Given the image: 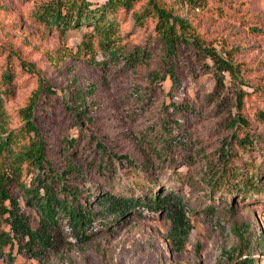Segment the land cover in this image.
<instances>
[{
  "label": "rangeland",
  "instance_id": "rangeland-1",
  "mask_svg": "<svg viewBox=\"0 0 264 264\" xmlns=\"http://www.w3.org/2000/svg\"><path fill=\"white\" fill-rule=\"evenodd\" d=\"M44 1L0 0V47L11 42L56 90L39 117L49 137L54 167L61 169L66 161L62 154L66 136L77 135L65 105L73 104L74 95L81 93L94 125L79 139L73 161L84 168L85 181L94 192V210L96 198L107 193L133 198L169 191L173 195L163 211L127 212L112 225L110 216L98 219L94 235L85 245L58 248L44 263L16 255L13 261L1 258L0 264H217L222 253L238 243L234 225L249 227L251 256L255 264H264V246L254 244L260 231L264 234V119L260 116L264 113V0H197L192 6L176 9L209 46L240 65V87L245 91L240 113L248 121L244 130L253 146L241 149L231 144L232 163L243 167L248 177H259L263 189L260 193L250 188L244 195L224 189L213 194L202 180L209 175L210 166H218L222 142L229 136L227 117L236 112L228 76L223 87L218 86L210 69L187 61L178 66V82H172L168 77L163 80L156 56L134 68L118 62L108 71L101 67L104 56L98 48L81 59L67 56L76 51L83 31L91 28L70 31L65 40L55 32H46L32 17L33 9ZM88 1L100 4L105 0ZM144 1L136 3L134 10ZM131 13L123 11L116 16L121 43L150 44L153 21L147 18L137 26ZM2 60L0 53V65ZM205 63L211 65L208 60ZM13 71L14 80L4 95L11 128L18 126L16 110L35 87V79L18 69L16 59ZM174 94L193 111L179 113L167 108ZM174 119L181 120L173 128L175 133H186L187 144L181 153L184 160L168 167L151 157L154 165L150 172L91 170L99 154L89 134L109 151L141 164L149 149L142 135L154 139ZM238 131L239 136L244 135L242 129ZM79 183L85 187L84 182ZM80 201L86 200L81 197Z\"/></svg>",
  "mask_w": 264,
  "mask_h": 264
},
{
  "label": "trees",
  "instance_id": "trees-1",
  "mask_svg": "<svg viewBox=\"0 0 264 264\" xmlns=\"http://www.w3.org/2000/svg\"><path fill=\"white\" fill-rule=\"evenodd\" d=\"M140 1L105 0L94 4L88 0H46L33 9L32 17L46 32H55L62 40L66 39L70 31L91 28L90 31H83L76 51L67 56L81 59L98 48L104 56L101 67L106 71L118 62L134 68L156 56L159 68L163 69V80L168 77L172 82H178V66L187 61L210 69L218 86L223 87V80L228 76L236 112L227 117L229 136L228 140L222 142L219 164L215 168L210 166L209 175L203 176L202 180L213 194L222 189L243 195L250 188L263 192L258 184L259 177H248L243 167L232 163L231 144L241 149L253 146L251 136L244 130L248 127V121L240 113L245 97V91L240 87L243 84L240 65L209 46L185 17L176 13V9L181 10L183 5L192 6L197 0H145L140 8L134 10V5ZM129 10H132L131 16L137 26H142L147 18L153 21L154 36L150 44L121 43L116 16L119 12ZM0 50L3 54L0 65V259L5 257L13 261L18 255L42 263L55 254L58 248L85 245L92 239L96 222L102 217H112V225L127 212H159L169 207L170 196L173 195L171 191L166 195L154 193L153 196L135 198L107 193L96 198L97 209L94 210L91 205L93 189L85 181L83 166L73 161L79 139L94 125L84 96L76 93L74 103L65 105L77 135L66 136L62 146L66 161L59 169L54 167L49 158V137L39 124L43 108L56 95V90L11 42L5 41ZM13 59H16L21 72L35 79V87L24 105L16 110L18 126L11 128L4 95L14 80ZM205 60L210 61L211 65H207ZM180 100L174 94L167 108L179 113L193 111L190 105L180 103ZM260 116L264 119V113H260ZM180 122V119H174L169 127L164 125L163 131L157 133L154 139L142 135L149 149L141 164L135 163L125 154L109 151L95 136L89 134L88 139L94 142L99 154L91 170H107L112 171V174L117 173L118 168L150 172L154 165L150 164L151 157L168 167L184 160L181 153L186 148V133L179 135L173 130ZM238 129L243 130V136H239ZM147 175L149 178L150 175ZM80 181L84 182L85 187L79 185ZM81 197L85 198L84 203L80 201ZM232 230L238 243L230 252H223L217 264H255L256 259L249 251L253 244L249 227L234 225ZM254 244L258 248L264 246L262 231Z\"/></svg>",
  "mask_w": 264,
  "mask_h": 264
}]
</instances>
